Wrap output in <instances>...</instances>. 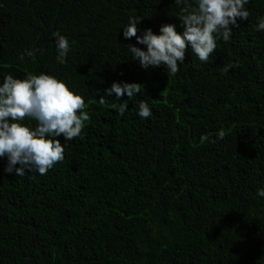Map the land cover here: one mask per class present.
I'll return each mask as SVG.
<instances>
[{
	"label": "trees",
	"instance_id": "16d2710c",
	"mask_svg": "<svg viewBox=\"0 0 264 264\" xmlns=\"http://www.w3.org/2000/svg\"><path fill=\"white\" fill-rule=\"evenodd\" d=\"M181 7L0 0V84L8 74L52 75L90 116L79 137H56L65 158L46 175L16 176L19 164L7 173L0 157V264H264V0H248V19L228 41L217 36L208 62L189 47L175 75L163 64L142 68L127 46L146 45L123 36L129 18L140 17L138 36L165 24L182 33ZM54 32L69 41L65 64ZM30 48L44 52L20 61ZM229 63L237 66L225 73ZM113 82L143 86L131 100L112 93L100 104ZM141 100L149 118L138 115Z\"/></svg>",
	"mask_w": 264,
	"mask_h": 264
},
{
	"label": "clouds",
	"instance_id": "9594fccd",
	"mask_svg": "<svg viewBox=\"0 0 264 264\" xmlns=\"http://www.w3.org/2000/svg\"><path fill=\"white\" fill-rule=\"evenodd\" d=\"M181 2V0H178ZM178 20L183 28L182 33L176 31L175 24H165L154 34L151 29H145L141 36L137 35V23L140 17H130L123 28L125 39L136 38L138 44L146 45V51L134 45H128L133 60L147 69L150 66H166L167 72L175 75L179 71V64L185 60V53L191 48L201 63L208 62L217 47V36L228 41L232 36V27H239L237 20H247L249 11L245 8L248 0H182ZM231 26V27H230ZM257 30L264 31V17L259 18ZM57 51L56 61L66 63L70 51L68 39L59 32H54ZM44 50L39 48L26 49L18 56L20 61L25 56L34 57ZM234 64L224 65L225 73L236 67ZM142 84L113 82L105 89V95H100L98 102L106 104L115 93L119 100L125 93L128 99L140 93ZM84 98L71 91L60 79L44 73L38 75L28 73L22 79L8 74L0 84V157H7V173H12L14 166L16 176H23L36 171L40 175L47 172L58 162L64 160V145L59 139L61 135L65 141H71L81 135L85 122L90 120L88 112L84 111ZM113 109L116 104H111ZM138 115L141 119L152 115L149 105L141 100ZM128 110L127 101L118 106V114L123 116ZM26 118L36 122L30 127L22 123ZM225 131L221 128L216 134L218 140L225 138ZM209 140L207 135L200 138L204 143ZM213 143L216 141L213 140ZM257 195L264 198V189H258Z\"/></svg>",
	"mask_w": 264,
	"mask_h": 264
}]
</instances>
